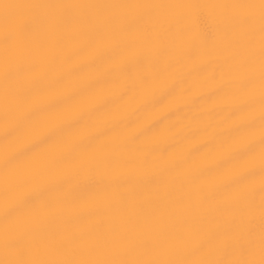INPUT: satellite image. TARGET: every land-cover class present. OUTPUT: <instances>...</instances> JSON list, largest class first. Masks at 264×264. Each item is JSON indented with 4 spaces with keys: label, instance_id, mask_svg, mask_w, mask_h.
Returning a JSON list of instances; mask_svg holds the SVG:
<instances>
[{
    "label": "snow or ice",
    "instance_id": "snow-or-ice-1",
    "mask_svg": "<svg viewBox=\"0 0 264 264\" xmlns=\"http://www.w3.org/2000/svg\"><path fill=\"white\" fill-rule=\"evenodd\" d=\"M0 264H264V0H0Z\"/></svg>",
    "mask_w": 264,
    "mask_h": 264
}]
</instances>
